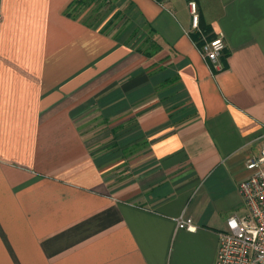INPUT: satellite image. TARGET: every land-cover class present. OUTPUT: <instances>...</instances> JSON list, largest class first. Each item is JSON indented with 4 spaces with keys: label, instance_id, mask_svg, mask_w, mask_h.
Here are the masks:
<instances>
[{
    "label": "crops",
    "instance_id": "obj_1",
    "mask_svg": "<svg viewBox=\"0 0 264 264\" xmlns=\"http://www.w3.org/2000/svg\"><path fill=\"white\" fill-rule=\"evenodd\" d=\"M197 2L217 69L187 0H0V264H213L264 143V0Z\"/></svg>",
    "mask_w": 264,
    "mask_h": 264
},
{
    "label": "built area",
    "instance_id": "obj_2",
    "mask_svg": "<svg viewBox=\"0 0 264 264\" xmlns=\"http://www.w3.org/2000/svg\"><path fill=\"white\" fill-rule=\"evenodd\" d=\"M167 0H161L164 4ZM191 26L200 39L195 44L213 68H218L219 59L226 47L223 34L208 39L201 29L197 0H187ZM249 175L239 183L243 198L244 214H233L227 219V229L219 233V246L213 264H264V143L258 156L247 161ZM177 227L193 230L192 218L180 216Z\"/></svg>",
    "mask_w": 264,
    "mask_h": 264
},
{
    "label": "rangeland",
    "instance_id": "obj_3",
    "mask_svg": "<svg viewBox=\"0 0 264 264\" xmlns=\"http://www.w3.org/2000/svg\"><path fill=\"white\" fill-rule=\"evenodd\" d=\"M78 7H79V8H78V11L81 12L80 16L84 17L83 15H85L87 9H84V8L81 7L80 5H78ZM88 9H89V8H88ZM94 9H96V8H94ZM99 9H100V7H99ZM99 9L97 8L96 11L92 9V11H88L87 14L91 13V14H92V18H94V17L96 16V14H98L97 16H103V12L100 13V12H99ZM103 9H104V10H103ZM103 9L101 8L100 10H103L104 12H106V10H105L106 8H103ZM245 211H246V210H245V208H244V210H243L241 213H239V214H244Z\"/></svg>",
    "mask_w": 264,
    "mask_h": 264
},
{
    "label": "trees",
    "instance_id": "obj_4",
    "mask_svg": "<svg viewBox=\"0 0 264 264\" xmlns=\"http://www.w3.org/2000/svg\"><path fill=\"white\" fill-rule=\"evenodd\" d=\"M84 3V0H80V4H83Z\"/></svg>",
    "mask_w": 264,
    "mask_h": 264
}]
</instances>
